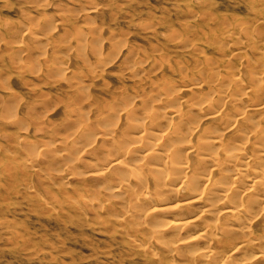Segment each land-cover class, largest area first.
<instances>
[{"label": "bare ground", "instance_id": "6f19581e", "mask_svg": "<svg viewBox=\"0 0 264 264\" xmlns=\"http://www.w3.org/2000/svg\"><path fill=\"white\" fill-rule=\"evenodd\" d=\"M42 4L43 8L50 5L47 0ZM93 9L96 8L89 5L85 9L88 13L74 28V34L65 32V37L61 34L63 39L69 38L65 39L66 41L75 39L77 43L83 39L82 44L87 41L88 36H81L92 24L89 12ZM45 14L48 15L41 12L35 19H42ZM62 18L60 19L67 26L69 23L67 17ZM47 19L46 28L43 26L41 31L48 28L60 30V25L53 23H56V20L52 21L51 16ZM248 22L250 25L246 27L248 31L245 27L242 29V25L240 27L238 23L231 27L228 22L229 27L225 31L229 32L228 35L221 38L214 36L213 39L209 38L210 40L206 41L217 51V56L201 57L205 51L198 46L192 48L189 36L186 37L185 43L188 39L190 44H186L185 48L184 41L180 40L182 36L177 38L178 34L173 35L179 29L173 30L175 33L172 34V40L176 38L174 41L176 46L181 45L180 49H187L184 51L188 53H180L175 61L169 60L170 58L167 60L166 55L162 53L158 54L157 58L150 56L153 61L158 58L161 60L155 61L156 63L143 71L142 65L146 64L147 59L135 61L136 53L134 57L129 56L135 50L130 49V54L125 57L127 65L123 67L126 69L130 66L127 77L131 82L129 86L127 82L122 81L125 78L124 72L114 75L106 71L105 61H103L105 64L99 63L102 64L100 66L95 64L98 67L95 65L93 67L99 68L100 71L95 69L86 74L88 77L77 76V72L68 76L66 65L70 61L69 54L64 52L65 49L62 51L58 49L59 44L54 46L53 53H57V50L61 54L64 52L67 60L63 54L62 57L52 58V64L60 67L61 72L56 70L57 76L51 73L48 75L56 77L53 79L55 83L68 85L71 91H66L65 96L67 102L72 101L68 105L76 103L83 107L82 110L86 108V111L80 110L78 116L81 124L88 123L90 127L88 131L89 127L86 124H80L71 135L68 134V137L77 142L84 136L88 140L87 143L102 144L100 150L106 148L108 151L101 153L97 147L96 150L100 152L93 148L95 154H99L98 162L92 164L96 167V173L94 169L95 174L88 175L85 172L87 175L84 176L83 173V179L80 180L82 186L78 188L81 192L73 196L69 194L66 199L60 200L64 211L69 214L79 211L86 215L90 211L98 219H101V213L107 214V218H102L101 221L115 224L118 227L117 231L139 248L142 256L158 263L170 260L174 263L189 262L187 264H264V33L259 35L258 30L259 25H264V15L256 16L254 20ZM245 23L247 24L246 21ZM28 29L27 27L30 37L37 41L35 44L38 46L44 48L52 42V34H46L43 30L45 34L35 36L37 32ZM97 37H91L94 40L89 39L95 41ZM169 37L171 39V36ZM60 41L63 40L60 38ZM82 44L79 45L84 48ZM80 46L76 47L79 49ZM155 47L157 46L153 47L154 53ZM159 48L157 50L161 51ZM20 49L18 54L22 51ZM251 52L260 54L261 64L258 57L250 56ZM118 55L114 54V58ZM108 56L109 54L107 59ZM14 57L12 60L17 58ZM85 58V62H88V58ZM114 58L111 56L112 60ZM39 66L41 68L42 64ZM50 68L52 70V67L47 66L48 70ZM123 68L122 71H125ZM110 77H116L117 83H111L108 80ZM74 110L73 112L78 111ZM8 111L12 112L11 109ZM72 114L74 115L72 112L69 115ZM92 124L98 132L95 133L93 129L91 131ZM25 140L28 139L18 141L17 144ZM59 141L57 139V142ZM73 142L67 147L68 153L78 149ZM60 144L59 147H63ZM84 144L90 145H87L86 141ZM16 147L19 148L18 145ZM71 147L76 148L70 151ZM9 148L8 144L0 141V153L6 152ZM93 149L88 152H93ZM78 150L75 153L78 154ZM72 152L70 154H73ZM77 154L72 157L73 160ZM61 155L62 153L56 158L63 157ZM24 159L27 170L41 164L32 156ZM78 159H75V163ZM0 162H3V158ZM53 163L55 165V162ZM7 164L4 167H7ZM10 167L0 169V179L5 181L3 189L10 191L8 195L19 194L16 189L21 184L26 191L34 192L35 190L29 191L31 187L28 183H23L27 173L24 175L19 172L18 165ZM64 171L45 173L50 178L55 174L59 178L69 180L70 176ZM91 179L110 185L105 186L102 193H92L86 187L89 184L84 185ZM34 193L37 194L36 191ZM51 194L52 192L50 196ZM114 196L124 204L122 208L114 205ZM172 204L174 206H171ZM1 239L3 238L0 236ZM9 240L5 245L0 244V263L7 253L12 254L18 250L22 253L27 250L26 245L18 244L19 240L14 242ZM237 259L240 262L236 261Z\"/></svg>", "mask_w": 264, "mask_h": 264}, {"label": "rangeland", "instance_id": "374dc122", "mask_svg": "<svg viewBox=\"0 0 264 264\" xmlns=\"http://www.w3.org/2000/svg\"><path fill=\"white\" fill-rule=\"evenodd\" d=\"M45 1L46 0H0V35L2 33L0 36V141L1 143L8 144V147H10L6 152L0 153V159L2 160L3 158V162H0V169H7L8 166L14 167V165H18L17 169L19 172L24 173V175L27 173L23 183H28L30 185L31 189L29 191L35 190L37 193L35 194V191H26L24 185L21 184L18 186L19 188L16 189L19 194L8 195L10 191H5L3 189L5 181L0 179V236L3 238L0 240V244L5 245L10 241L9 239H11L13 242L19 240V245L23 244L27 246L25 252L21 253L18 252V250L12 254L7 253L4 258L1 259L0 264H173L174 262H170V260H163L162 263H158L146 256H142L140 249L131 244L132 242L130 241V243L128 238L122 236L119 231H117L118 227L115 224L101 221L102 218H107V214L101 213V219H98V217L90 211L87 215L81 214L79 211H70L71 213L69 214L62 208L61 199H66L69 194L73 196L81 192H79L78 188L82 186L80 180L83 179V175L85 174L84 176H86L87 174L92 175L96 173V167H93L92 164L98 162L99 156L97 157L98 153L95 154L96 152H94L93 148L95 147V151L100 152V149H102L101 146L103 145L87 143L88 140L84 136V138L81 137V140L78 139L77 142H73L75 140L72 141L71 137H68L69 133L71 135L72 131L74 132L76 127L80 126L81 123L78 113L80 110L86 111V108L82 110L83 107L81 108L76 103L68 105L72 103V101L67 102L68 99L65 94L66 91L71 90L67 87L68 85L58 84L53 80L56 78H53L54 74L57 76L60 67L52 64V58L54 59L61 56L64 52L69 54L68 58L70 59H68V61H70L66 65V73L69 76L77 72V76L80 75V77L86 76V74L88 75L89 72L95 69L98 71L99 68H94L93 66L95 64L99 65V63L105 64L106 62V66L103 65L106 71L114 75L124 72L125 74H123V76L125 78L122 79V81L127 82L129 86L131 82H129L127 77L130 66L128 64V69L123 67L127 65V58L125 57H127L130 49L135 51L132 55L129 53V56L134 57V53H136V56L138 55V57L135 56V61L141 58L144 60L147 59L146 64L142 65L143 71H146L151 64L161 60V58H158L155 62L150 56H155L157 58L158 54L160 55L162 53V55H166L165 58L167 60L170 58L169 60L175 61L178 59L180 53H188L186 52L187 49H184V47L187 48L186 44L190 43L192 48H197L198 46L199 49L205 51V54L201 53V57L210 55L217 56V51L213 46H209L206 41L213 39L214 36L221 38L224 37V35H228L229 32L225 31H227L229 24L232 27L235 26L234 24L238 23L240 27L242 25V29L250 27V21L248 22V20H254L256 16L264 15V0H47L50 5L43 8L42 3ZM91 4L96 8L93 9L94 11L91 10L89 12L92 24L90 28L86 30V35L84 33L81 36H88L87 41L84 39L85 41L82 44L81 41H83V39L80 41L81 43H77L78 41L75 39L70 41H66L67 39L69 40V38L63 39V37H65V32L74 34V28L77 27L81 18L88 13L85 9L89 5L92 6ZM41 12L47 13L48 15L45 14V18L42 17V19H39L40 21L36 20L35 17ZM50 16L52 21L56 20V23H53L59 24L61 28L58 31L49 28L47 30L43 29L46 34H52L51 36L53 37H51L52 42L44 46V48H46L44 49L38 46L37 43L35 44L37 41L30 37L27 27L37 32L35 36L45 34L43 30L41 31V28L46 26L47 18H50ZM62 17H67V21H69L67 26L64 24V21L61 20L63 19ZM203 17L206 19H203ZM224 20L228 21L229 24L227 22L225 25L226 21L222 23ZM60 21L62 22L60 23ZM145 24L148 25L146 26ZM189 24L194 26V28L191 26L190 28L188 26ZM154 29L156 30L153 31ZM191 29H193V31ZM173 30L178 31H176V34H173L175 33ZM258 30L260 33H258L259 35L264 33V25H259ZM15 31L20 32V34ZM14 33L19 35H15ZM172 34H178V36H176L177 38H181L180 35L182 36L180 40L184 41L183 44L185 45H183L184 47L182 48L186 51L180 49L181 45L178 44L176 46L174 41L177 39L175 38V40H172ZM15 36L18 40H16ZM113 36L114 39L112 38ZM169 36H171V39ZM59 37L63 41H60ZM91 37L98 38H96L97 40L95 39L96 44L95 41H93L94 38ZM186 37L189 38V42L191 41L190 43L188 39L185 43ZM10 40H12L13 43L10 42ZM15 40L17 42H15ZM89 40L92 43H90ZM85 42L86 44H84ZM56 44H59L57 48L61 51L65 49L62 54L59 53L57 49V53H53ZM79 44H82L85 49ZM118 44L121 45L119 46ZM77 45L80 46L79 49L76 47ZM154 46H157L155 47V53L153 50ZM19 48H21L20 50L22 51L25 50L26 53L25 51L23 53L19 51L18 54ZM136 48L138 49L136 50ZM158 48L162 50L159 51L157 50ZM49 49L51 51H49ZM113 50L115 52H113ZM144 50L148 53L146 54ZM42 52H46V54H42ZM166 52L168 54H166ZM64 54L62 56L66 55ZM107 54H109V59H107ZM114 54L119 55L114 58ZM84 55L88 58V62H85ZM251 55L258 57V61L261 64L262 57L260 54H253L251 52L250 56ZM14 56L17 58L12 60ZM111 56L114 58L113 60ZM31 58L33 59L31 60ZM65 59L67 60L66 56ZM108 60L112 61L107 62ZM20 62H24V65ZM41 64L42 66L40 68L39 65ZM46 65L52 67V70L51 68L48 70L49 68L47 69ZM52 65L58 69H55ZM96 65L95 67H98ZM30 68L36 70L33 69V71ZM39 68L40 70H38ZM121 68L125 71H122ZM53 69L55 70L53 71ZM56 70L57 72H55ZM60 72L61 71H59V73ZM48 73L53 74V76L49 74V77ZM86 77L84 78L86 79ZM108 80L116 84L118 79L116 77H110ZM2 84L9 89L3 88ZM72 108L78 111L73 112L74 109ZM10 109L12 112L8 111ZM71 112L74 113V115H69ZM84 124L86 123L82 122L81 125ZM94 128L95 126L91 128V131L93 129L95 133L98 132L96 131L97 128ZM88 131H90V127ZM23 138L28 140H25L21 144H17L18 141H23ZM61 138L64 142L60 140ZM57 139L60 141L57 142ZM83 139L84 142L86 141L87 145L90 144L88 145L89 147L85 146ZM71 142L77 145L78 149L80 148L81 151L75 147V151L78 150L79 155L77 152L71 151L75 149L72 147L69 149L73 154H70L71 152L68 153L69 150L67 147L72 145ZM59 144L63 147L60 148ZM65 144L67 146H65ZM16 145H18L19 148H15ZM96 147L100 151L96 150ZM91 149H93V152L89 153ZM104 149L105 150H102L101 153L107 151L106 148ZM60 153H62L63 157L59 156L56 158ZM69 154L70 157L68 156ZM75 154H77L76 157H78L74 158H79V161L77 160L76 163L75 159L73 160L72 158ZM29 156H32L36 161L38 160L39 163L41 162V164H38V166H36L37 168L34 167L32 170H27L25 168L26 158L24 159V157ZM53 162H55L56 166ZM5 164L8 166L4 167ZM74 164L76 165L74 166ZM46 171L51 174L64 171L66 175L70 176V179H62L55 174L53 177L56 176L57 178H50L46 175ZM73 171L75 173H73ZM85 172H87V174ZM64 180L66 182H64ZM107 180L112 183L111 180ZM87 183L89 185H87ZM84 185H87L86 187L90 189L92 193L98 194L102 193L105 186H109L110 184L107 182L101 183L99 180L93 181L91 179L89 182L84 183ZM51 192L52 197L50 196ZM114 199V205L116 207L122 208L124 206L117 196H114ZM171 206H174V204ZM238 259L236 261H241V259ZM187 263L186 261H178L174 264Z\"/></svg>", "mask_w": 264, "mask_h": 264}]
</instances>
